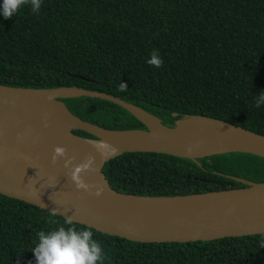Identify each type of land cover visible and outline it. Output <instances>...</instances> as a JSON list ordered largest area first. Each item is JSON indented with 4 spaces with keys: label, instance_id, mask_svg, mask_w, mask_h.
I'll return each mask as SVG.
<instances>
[{
    "label": "trees",
    "instance_id": "obj_1",
    "mask_svg": "<svg viewBox=\"0 0 264 264\" xmlns=\"http://www.w3.org/2000/svg\"><path fill=\"white\" fill-rule=\"evenodd\" d=\"M153 51L160 68L147 63ZM0 85L78 87L136 105L167 127L201 116L264 136V104L255 106L264 92V0H42L38 12L25 4L10 19L0 15ZM61 101L104 128L145 130L111 102ZM102 171L119 193L190 195L247 186L232 178L264 183V157L236 152L193 161L135 152L108 159ZM65 221L0 194V264H36L37 233L61 226L91 230L102 264H264V234L138 243Z\"/></svg>",
    "mask_w": 264,
    "mask_h": 264
},
{
    "label": "water",
    "instance_id": "obj_2",
    "mask_svg": "<svg viewBox=\"0 0 264 264\" xmlns=\"http://www.w3.org/2000/svg\"><path fill=\"white\" fill-rule=\"evenodd\" d=\"M77 97L118 105L145 130H111L84 121L61 101ZM143 116L156 121L161 128L160 135L170 137L171 143L135 145L126 140L123 135L127 133H152ZM182 121L219 125L216 130L219 132L205 137L173 135ZM74 130L85 132L96 140L80 138L73 133ZM0 135L26 148L27 153L17 156L31 171V174H21L20 179L0 171V194L64 219L71 218L74 223L138 243L205 242L264 234V183L231 177L247 186L190 195L139 196L112 189L102 171L108 159L135 152L166 154L193 161L236 152L264 157L263 135L201 116H188L176 121L174 127H167L159 118L136 105L106 93L78 87L28 89L6 85H0ZM236 135L244 140L242 145L228 147L230 137ZM97 141L116 150V154L101 161L88 146L89 142ZM56 146L66 148L67 157L74 158L72 167L83 163L88 155L95 157L98 171L85 174L84 180L89 184L103 185L100 197L77 191L67 176L69 169L64 167L65 158L52 164ZM193 149L211 150L212 153L199 157L182 154Z\"/></svg>",
    "mask_w": 264,
    "mask_h": 264
},
{
    "label": "clouds",
    "instance_id": "obj_3",
    "mask_svg": "<svg viewBox=\"0 0 264 264\" xmlns=\"http://www.w3.org/2000/svg\"><path fill=\"white\" fill-rule=\"evenodd\" d=\"M41 2L42 0H3L0 4V15L10 19L25 4H30L33 12H38ZM147 63L160 68L163 60L157 51H153ZM127 87V84L121 83L119 90L125 91ZM262 104H264V92L257 96L255 106L260 107ZM60 158H65L64 167L69 169L67 176L74 183L77 191L82 190L89 196L94 195L97 198L103 194L102 184H89L84 180L85 174L98 171L94 156L88 155L83 163L72 167L74 158L67 157L66 148L56 146L53 149L52 164H57ZM93 189L96 191L93 192ZM65 223L71 225L72 219H66ZM37 236L39 243L32 250L36 264H98V262L102 264L103 250L100 243L93 239L92 231L89 229L78 231L73 227L61 226L48 233L40 231Z\"/></svg>",
    "mask_w": 264,
    "mask_h": 264
},
{
    "label": "bare ground",
    "instance_id": "obj_4",
    "mask_svg": "<svg viewBox=\"0 0 264 264\" xmlns=\"http://www.w3.org/2000/svg\"><path fill=\"white\" fill-rule=\"evenodd\" d=\"M143 121L151 128V134L145 133H127L123 137L132 141L135 145H154V144H167L171 143L172 139L170 137L161 136V128L158 126L156 121L143 116ZM220 126L211 123H191L189 121H182L178 124L176 130L173 132L175 136H187V137H205L215 135L216 131ZM215 131V132H213ZM244 140H242L238 135L232 136L227 144L228 147H235L242 145ZM88 146L93 150L96 156L104 161L105 159L116 154V150L106 145L101 141L89 142ZM27 153L26 148L15 142L14 140L0 135V171L6 175L13 176L20 179L21 174H31V171L24 163V161L17 156V154ZM212 153L211 150H185L182 152L184 155L190 157H199L201 155H206Z\"/></svg>",
    "mask_w": 264,
    "mask_h": 264
}]
</instances>
